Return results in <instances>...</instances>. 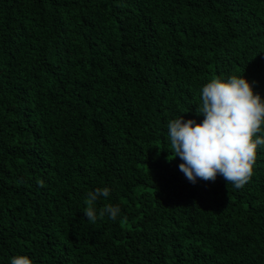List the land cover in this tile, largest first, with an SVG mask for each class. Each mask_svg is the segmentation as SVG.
Returning <instances> with one entry per match:
<instances>
[{"label":"trees","instance_id":"trees-1","mask_svg":"<svg viewBox=\"0 0 264 264\" xmlns=\"http://www.w3.org/2000/svg\"><path fill=\"white\" fill-rule=\"evenodd\" d=\"M232 75L264 98V0H0V264H264V147L241 189L169 150Z\"/></svg>","mask_w":264,"mask_h":264},{"label":"clouds","instance_id":"clouds-1","mask_svg":"<svg viewBox=\"0 0 264 264\" xmlns=\"http://www.w3.org/2000/svg\"><path fill=\"white\" fill-rule=\"evenodd\" d=\"M198 105L197 115L204 117L202 122L185 121L182 114L167 123L169 150L183 161L180 171L193 184L198 179L214 182L219 175L236 189L243 188L252 178L258 148L264 147V98L244 75L213 77L202 87ZM109 195L108 187L87 193L85 215L91 222L98 217L118 218V205L95 207L98 200ZM11 264L33 261L18 255Z\"/></svg>","mask_w":264,"mask_h":264}]
</instances>
